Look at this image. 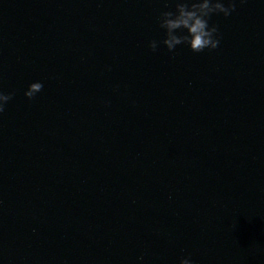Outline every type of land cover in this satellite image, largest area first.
<instances>
[{"label": "water", "instance_id": "1", "mask_svg": "<svg viewBox=\"0 0 264 264\" xmlns=\"http://www.w3.org/2000/svg\"><path fill=\"white\" fill-rule=\"evenodd\" d=\"M163 2L0 0V264H264V0L200 54Z\"/></svg>", "mask_w": 264, "mask_h": 264}, {"label": "clouds", "instance_id": "2", "mask_svg": "<svg viewBox=\"0 0 264 264\" xmlns=\"http://www.w3.org/2000/svg\"><path fill=\"white\" fill-rule=\"evenodd\" d=\"M246 0H239L243 4ZM163 10L156 18L161 39H152L148 48L156 52L163 47L169 53L178 48H187L190 52L200 54L205 51L214 52L221 43V34L217 25L210 23L214 16L230 17L237 7V0H164ZM110 71L111 69L108 68ZM44 88L42 81L28 85L24 92L27 100L37 97ZM14 93L0 90V115L13 99ZM105 106H108L107 103ZM143 256L138 264H143ZM180 264H193L191 256L183 257Z\"/></svg>", "mask_w": 264, "mask_h": 264}]
</instances>
